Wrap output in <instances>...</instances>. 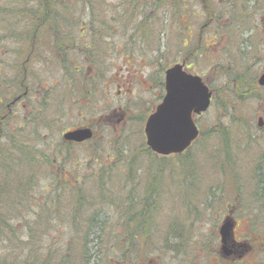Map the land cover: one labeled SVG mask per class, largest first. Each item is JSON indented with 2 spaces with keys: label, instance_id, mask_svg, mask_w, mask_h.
<instances>
[{
  "label": "rangeland",
  "instance_id": "1",
  "mask_svg": "<svg viewBox=\"0 0 264 264\" xmlns=\"http://www.w3.org/2000/svg\"><path fill=\"white\" fill-rule=\"evenodd\" d=\"M40 2L41 21L46 0H0V136L47 146L39 166L15 151L0 157V262L123 264L125 240L135 264L156 252L165 264H204V229L217 224L234 186L245 209L264 198L251 189L264 178V0H64L52 6L53 21L77 18L88 35L53 45L42 30L33 50L23 45V22ZM175 63L200 76L213 99L194 117L200 136L191 147L161 156L144 124ZM86 124L91 140H62ZM92 219L98 253L87 236Z\"/></svg>",
  "mask_w": 264,
  "mask_h": 264
},
{
  "label": "flooded vegetation",
  "instance_id": "2",
  "mask_svg": "<svg viewBox=\"0 0 264 264\" xmlns=\"http://www.w3.org/2000/svg\"><path fill=\"white\" fill-rule=\"evenodd\" d=\"M46 1V3H48V13L46 16L44 13V17L41 18V21H39L40 17L37 15L34 17L31 16V10L28 12L26 21H24L23 24L26 26L29 23L28 27L30 32H28V36L25 38V43L23 45H27L34 50L35 40H37L35 37L37 35L40 37L42 30L45 31V34L48 36L47 39L51 42V44H79L80 41L83 40V36L88 35V30H90V27H88L89 23L85 24L81 21H78L77 18L74 22H57V16L53 21L54 13L52 11V6H66L67 3H64V0ZM141 1L144 2V4H147V0ZM31 9L35 10L36 7H31ZM30 17L32 22L31 25L29 21ZM91 29L93 30L94 28L91 27ZM75 32L78 33V36L75 35ZM12 41L15 44H18V42L21 43L20 40L17 39H12ZM161 89L164 91L163 81L161 82ZM228 89L230 90V87ZM26 92L27 89L25 88V91L22 95H24ZM22 95L15 97L14 103L11 102L6 105L8 113L10 112L9 107L18 103L21 100ZM6 116H8V114L2 115L1 118L4 119ZM259 118L261 117H258V119ZM263 125L264 121L260 127H263ZM84 126L90 127L94 133L91 124H86ZM260 174H264V172ZM251 185L253 186L251 187L252 190H254L259 195H264V193L260 192L264 190L263 183L258 182ZM233 189L231 203H220L219 205L216 218L217 224L214 226V228L212 225L207 224V229H204L206 234L203 249L204 254L207 256L206 262L204 264H264V213L263 209L261 208H264V198H255L258 200V205H260V207L253 208L251 210L245 209L243 207L244 203L242 202L244 201V198H240L241 192H236V186H234ZM208 212L209 213H207L204 217V223L212 222L210 219L212 217L210 209H208ZM126 231L127 230H125V233ZM132 234L133 236H140L139 231H134ZM112 247L113 249L115 248V246ZM139 249H143L142 245ZM132 253L134 252L131 251V246L127 245L124 240L122 259L123 264H135L133 262L134 257L132 256ZM155 254V261H152L147 257L146 259H142L140 264H165L163 262L164 255L158 254L157 252ZM158 260L159 262L157 263ZM176 262L179 264V261ZM192 264H194V262H192Z\"/></svg>",
  "mask_w": 264,
  "mask_h": 264
},
{
  "label": "water",
  "instance_id": "3",
  "mask_svg": "<svg viewBox=\"0 0 264 264\" xmlns=\"http://www.w3.org/2000/svg\"><path fill=\"white\" fill-rule=\"evenodd\" d=\"M183 66L178 63L165 70L164 96L144 124L146 144L158 155L185 151L199 134L193 115L204 112L210 104L211 91L200 76L186 72ZM258 83L264 85V73ZM262 123L259 118L258 126ZM92 136L90 127L75 128L61 135L63 141L75 143L90 140Z\"/></svg>",
  "mask_w": 264,
  "mask_h": 264
},
{
  "label": "trees",
  "instance_id": "4",
  "mask_svg": "<svg viewBox=\"0 0 264 264\" xmlns=\"http://www.w3.org/2000/svg\"><path fill=\"white\" fill-rule=\"evenodd\" d=\"M35 5H36L37 11H35L36 9L35 10L30 9L31 10L30 14H31V16H33L34 14H37V16L40 17V9L42 8V3L41 2L37 3V4L35 3ZM44 5H45V2H44ZM47 5L48 4L46 3V7H47ZM52 11H53V9H52ZM13 39H16V38H13ZM11 41H12V39H11ZM53 45H56V44H53ZM34 139H35V141H37L36 138H34ZM0 140H1V142H0V157H2L1 158L2 160H5V161L9 160L10 161L9 156L12 160L13 158L11 156V153H12V151H15V153H18L19 155H21V157L23 158L22 160H28V162L30 163L29 164L30 166H39V165H35L36 164L35 160L41 161L42 163H40V164L46 163L47 157L45 156V153H44L46 151V148H47L46 145L42 146L40 149H37L36 147H34L35 144L32 147L29 145H26V143L20 144V141H17L16 138L14 137V135L13 136L12 135L7 136L6 133L3 136L2 135L0 136ZM37 142H39V140ZM33 154H35L36 156L34 155L35 157H33ZM54 157L57 158V160H59V161L61 160L59 158V155H57V154H55ZM24 158H26V159H24ZM260 180H261V183H263V185H264V178H261ZM263 189H264V186H263ZM262 191H264V190H262ZM23 206H24V204L19 205V207H23ZM61 212H60V214L62 215ZM68 221L70 223L76 225L75 220L68 219ZM91 221L92 222L89 223V224H91L90 227H87V230L89 232V233H87V236H88V239H89V241L92 245V248H93V250H91V252L92 253H98L101 251V246H99V243L97 240V237L99 236V232H100L99 231V224H98V222H95L94 219H92ZM3 229H5L3 227V225L2 226L0 225V233H3ZM12 231H13V228H11V230H9V232H12ZM31 238H32V236H31ZM110 248L113 249V247H110ZM0 264H3V263L0 262ZM39 264H50V259L46 256L45 260L41 261ZM61 264H64V262H62Z\"/></svg>",
  "mask_w": 264,
  "mask_h": 264
}]
</instances>
